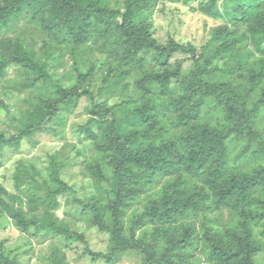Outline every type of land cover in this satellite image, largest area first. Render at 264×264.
Masks as SVG:
<instances>
[{"label": "trees", "instance_id": "1", "mask_svg": "<svg viewBox=\"0 0 264 264\" xmlns=\"http://www.w3.org/2000/svg\"><path fill=\"white\" fill-rule=\"evenodd\" d=\"M158 1L0 0V84L10 69L24 74L15 88L26 104L15 131H0V165L38 131L64 138L66 113L90 101L75 142L43 171L22 163L15 192L0 183V227L83 243L81 257L106 264L129 253L139 264H264V0H171L217 21L200 45L155 35ZM21 20L45 60L12 34ZM52 49L72 58L68 83L54 77ZM93 52L103 60L81 71ZM74 166L85 194L63 177ZM59 196L106 235V251L55 214ZM5 241L0 264H22ZM46 260L70 264L57 243Z\"/></svg>", "mask_w": 264, "mask_h": 264}, {"label": "rangeland", "instance_id": "2", "mask_svg": "<svg viewBox=\"0 0 264 264\" xmlns=\"http://www.w3.org/2000/svg\"><path fill=\"white\" fill-rule=\"evenodd\" d=\"M109 1L111 6L121 5L122 3V0ZM196 4V2L191 3L194 6ZM149 19L157 37L164 39L167 35H172L179 41H191L197 45L204 43L208 37L210 28L217 24V21L213 17L190 11L188 7L179 5L171 0H159L154 11L149 15ZM5 33L11 34L8 30ZM20 33L26 44L34 49L35 54L42 56V59L45 60L43 55L45 47L43 46V39L38 35V32L34 28H30L26 21L21 20L12 31L13 35H19ZM49 53L51 54V58L48 59L49 64L56 66L54 77L61 79L63 83H68L72 58L65 55L63 58L57 59L59 54L53 49ZM182 56L179 55L178 57ZM102 60L103 57L97 53H89L85 61L82 58L79 59L77 67L81 71H86L91 66H98ZM188 64L189 61L184 62L186 67ZM23 77L24 74L21 75L10 69L6 78L0 84V131L13 133L15 126L18 125V120H20L18 108L26 107V104L21 101V97H16L18 91L15 88V85ZM94 85H101V81H95ZM27 93L28 90H25L19 95L25 96ZM89 104L88 98L81 97L77 105L66 113L64 138L52 136V132L49 130L38 131L31 137L23 139L19 150L6 151L0 165V183L7 190L15 192L13 174L18 168H23L22 163L27 166L29 164L34 165L37 170L43 171L50 154L61 150L64 142L72 143L76 141L74 129L77 124L87 118L88 115L84 112V107ZM54 127L57 129L61 128L55 120ZM65 151L67 152L66 155L70 154L69 147L63 150V152ZM63 177L78 190V193L85 194L88 192V186L91 183L89 178L85 177L79 170V167L68 168L65 170ZM58 199L60 206L55 210V214L59 218L63 217L65 221L71 224L72 228L77 225L80 226L84 230L85 238L92 249L106 251V235L90 227L84 220H78L72 211L70 203L67 204L65 202V197L59 196ZM229 218L230 214L225 210L220 214L219 223H227ZM0 239L6 240L5 245L7 249L19 254L22 264H48L46 257L49 254L50 248L55 243L61 245L70 264H106L104 260L92 262L87 256L81 257L83 243L72 242L71 244L64 245L65 240L50 234L32 236L19 231L9 222L6 223L5 228L0 227ZM139 262V257L136 254L129 253L122 255L113 264H139Z\"/></svg>", "mask_w": 264, "mask_h": 264}]
</instances>
